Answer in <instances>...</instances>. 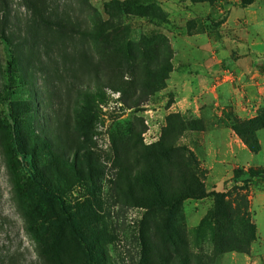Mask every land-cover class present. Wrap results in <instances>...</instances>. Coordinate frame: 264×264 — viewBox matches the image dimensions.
<instances>
[{
	"label": "rangeland",
	"instance_id": "374dc122",
	"mask_svg": "<svg viewBox=\"0 0 264 264\" xmlns=\"http://www.w3.org/2000/svg\"><path fill=\"white\" fill-rule=\"evenodd\" d=\"M127 1L6 0L0 22L6 20L7 28L17 39H27L32 89L22 87L17 80H7L12 50L0 39V80L10 88L6 99L0 100L2 116L11 113V100L31 99L34 93L35 126L40 122L47 129L74 134L97 153L102 168L97 194L105 218L103 226L112 238L108 243L111 264H139L144 253L142 226L148 223L152 229L151 215L145 219L148 209L122 203L118 197V164L122 161L132 170L140 168L141 144L152 146L159 142L170 123L176 135L180 131L174 156L179 152L194 154L206 187L203 197L187 198L174 207L177 224L186 233L188 252L201 254L208 264H264V128L259 131L261 149L252 152L232 128L238 120L252 117L237 112L233 105L223 109L218 104L219 97L214 93L218 89L210 87L221 82L225 73L209 82L201 65L203 60L214 58L220 60V67L229 68L219 54L223 53L219 44L223 41L222 23L232 8L239 10L248 5L242 6L241 0ZM104 20L112 21L133 50L144 49L167 60L170 70L164 87L143 85V60H134L131 71L113 44L100 49L90 37L83 36V31ZM99 55H104L102 60ZM105 63H110L112 72L120 73L129 92L106 87L102 100L87 105L83 122L86 129L79 130L84 104L81 91L95 90L96 70L100 71ZM185 124L187 128L183 130ZM172 131L166 132L169 139L174 136ZM20 159L27 171L30 158ZM250 168L257 172L250 179L235 174V169L244 172ZM213 191L224 192L231 200L245 199L254 226L248 251L226 247L217 250L216 255V229L210 216ZM87 195L86 186L78 184L66 194V202L74 210ZM0 264H44L16 199L1 144Z\"/></svg>",
	"mask_w": 264,
	"mask_h": 264
},
{
	"label": "trees",
	"instance_id": "16d2710c",
	"mask_svg": "<svg viewBox=\"0 0 264 264\" xmlns=\"http://www.w3.org/2000/svg\"><path fill=\"white\" fill-rule=\"evenodd\" d=\"M131 1L128 0L127 4ZM253 2L241 0V5ZM6 3V0H0V12L5 11ZM75 31L81 32L80 29ZM82 34L90 37L100 49L113 44L120 60L123 59L121 61H125L131 71L135 67L134 60H143L146 71L143 85L156 89L164 87L170 70L167 60L144 49L133 50L131 43L117 33L111 20L96 22ZM0 39L10 44L12 50L7 80H17L22 87L32 89L29 86L32 62L26 51L27 39H17L7 28L6 20L0 22ZM103 56L99 55V60ZM109 64L105 63L100 71L96 70L94 91L89 88L81 91L84 104L78 120L79 130L86 129L83 122L87 105L96 99L102 100L106 87L129 92L124 80L119 78L120 73L112 72ZM6 84L0 80V100L9 95L10 88ZM31 97L11 100L8 116H2L0 112V144L16 199L37 242L39 255L44 264H111L108 243L112 238L103 226L105 218L97 194L102 174L99 157L74 134L47 129L40 122L38 127L35 126L36 96L33 93ZM185 128L186 124L183 130ZM232 128L252 152H258L261 149L258 132L264 128V107L256 116L238 120ZM169 129L172 131L170 123L162 139L152 146L141 144L139 154L143 161L140 168L132 170L124 162H119L115 189L122 203L143 206L148 209L145 219L148 215L152 218V229L148 223L141 229L144 253L139 264H208L201 254L188 252L185 230L177 224L174 212V207L183 200L203 197L206 187L199 176L201 170L194 154L179 152L174 156L180 131L177 135L172 131L174 136L169 139L166 136ZM20 156L30 158L27 171L21 165ZM235 174L247 180L257 172L251 168L244 172L235 169ZM78 184L86 186L88 195L72 210L66 202V194ZM212 194L214 206L210 216L216 229L213 236L216 255L217 250L226 247L248 251L254 226L249 220L245 199L231 200L221 191Z\"/></svg>",
	"mask_w": 264,
	"mask_h": 264
},
{
	"label": "crops",
	"instance_id": "0c3cea01",
	"mask_svg": "<svg viewBox=\"0 0 264 264\" xmlns=\"http://www.w3.org/2000/svg\"><path fill=\"white\" fill-rule=\"evenodd\" d=\"M220 32L223 41L219 44L223 53L220 51L219 54L229 68L220 67L218 59L208 58L201 62L204 76L210 82L225 73L221 82L210 87V90L218 89L214 92L219 97L218 104L221 103L223 109L233 105L237 112L253 117L264 105V0H254L239 10L232 8ZM178 86L180 89V84ZM187 88L193 91L191 87Z\"/></svg>",
	"mask_w": 264,
	"mask_h": 264
}]
</instances>
